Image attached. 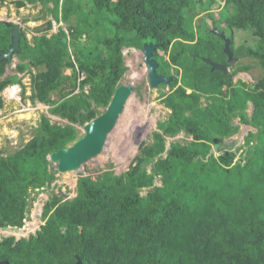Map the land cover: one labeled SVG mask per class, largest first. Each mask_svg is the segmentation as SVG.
Here are the masks:
<instances>
[{"label":"trees","instance_id":"16d2710c","mask_svg":"<svg viewBox=\"0 0 264 264\" xmlns=\"http://www.w3.org/2000/svg\"><path fill=\"white\" fill-rule=\"evenodd\" d=\"M7 4L42 9L23 18L17 74L5 76L0 63V111L7 112L3 91L18 84L23 104H43L67 123L41 112L28 142L13 153L0 146V229L24 227L34 195L54 188L49 157L107 109L129 70L125 49L158 44L157 71L173 80L161 85L172 112L128 170L81 176L69 199L51 193L35 234L0 236V261L75 264L77 254L84 264H264V0H0ZM47 15L43 27L26 25ZM13 27L0 23V51H8ZM215 29L230 39L235 61ZM238 32L251 40L238 42ZM253 69L261 72L255 84L234 81ZM237 118L256 131L209 157L239 132ZM182 133L192 141L176 140Z\"/></svg>","mask_w":264,"mask_h":264},{"label":"rangeland","instance_id":"374dc122","mask_svg":"<svg viewBox=\"0 0 264 264\" xmlns=\"http://www.w3.org/2000/svg\"><path fill=\"white\" fill-rule=\"evenodd\" d=\"M221 1V0H220ZM224 3L213 7V11L217 14ZM42 5L35 7L29 6L17 11L15 5L7 4L0 7V20L13 21L14 23L22 24L23 18L40 14ZM206 15L202 14L196 18V23L201 19H205ZM51 16L47 15L39 22H30L26 24L28 27H43ZM209 26L212 27V21L209 19ZM63 28L66 26L61 25ZM59 25L54 23V32L58 31ZM25 28V24H22ZM31 37V34L29 35ZM251 38L242 32L237 33V41L247 44ZM160 55L164 52L160 51ZM126 64L129 70L122 80V84L133 85L135 93L131 96L124 114L119 119L115 130L109 135L107 144L102 154L92 161L87 162L80 172L59 173L57 170L56 182L52 189L40 191L34 201L33 208L25 219V229L20 234L15 235L14 231H0V236H21L28 237L35 234L44 224L41 219L44 204L49 199L51 193H57L59 196L63 194L69 198L77 195V183L81 176L97 177L100 173L112 168L113 171L119 175L126 172L139 152L142 143H149L152 139L153 133L157 130L158 122L165 120L172 112L163 103L162 93L168 92V87L159 86L157 89H151L148 79V69L144 62V54L142 50L130 48L124 50ZM19 59L16 58L14 64L8 67L7 75H15L16 65ZM35 70L34 72H37ZM71 70H67L66 74H70ZM259 69H253L247 73H241L234 78V81L244 80L250 84H255L256 79L260 76ZM5 75V76H7ZM22 76V74H20ZM19 78V76H17ZM12 77L18 83V78ZM24 83L27 86V94L32 92V80L27 74L24 77ZM22 98V97H21ZM29 109L23 111L24 109ZM45 112L51 118L53 123L66 124V120L53 116L48 112V107L43 104L33 105L30 102L23 104L19 97L11 100L7 105V112H0V146L7 148L10 153L21 147L23 143L28 142L33 135L34 127H37L40 118V113ZM250 112V110H249ZM235 124L240 125L236 141L233 148H238L244 145L246 138L250 132L256 131L252 126L240 123L239 118L235 120ZM33 126V129H32ZM81 132L83 128L78 127ZM176 140L181 142L192 141V137L186 136L184 133L176 137ZM169 141H171L169 139ZM231 149V150H232ZM240 159V155L237 156ZM247 162L248 159L244 158ZM55 166V165H53ZM55 168H57L55 166ZM19 238V237H18Z\"/></svg>","mask_w":264,"mask_h":264},{"label":"water","instance_id":"95a60500","mask_svg":"<svg viewBox=\"0 0 264 264\" xmlns=\"http://www.w3.org/2000/svg\"><path fill=\"white\" fill-rule=\"evenodd\" d=\"M0 23H4L8 27L14 25L8 51H0V63L5 62L6 65L10 67L14 64L17 56L22 53V24L7 20H0ZM214 33L220 35L225 40L224 51L228 56L229 62L235 61L236 59L230 48V39L216 29ZM63 41L66 43L67 39ZM158 49L159 45L154 43H145L142 49L144 62L148 69V79L151 89H157L161 85L169 86L173 80L172 76H163L157 71L160 64L154 58V55ZM205 61L210 64L213 71L222 70L224 72H229L227 66L213 62L211 59H205ZM252 88L254 89L255 86ZM134 93L135 87L133 85L122 84L118 87L107 109L101 115L83 126V131L77 138L67 143L63 148L54 152L49 157V160L57 167L59 173L80 172L87 162L94 160L103 153L109 135L115 130L119 119L124 114L127 104ZM252 110L253 105L250 104V111ZM236 135L216 143L211 149L209 157L212 155L220 156L222 153L231 150L237 139ZM0 231L10 232V229H0ZM14 232L18 235L21 230L16 229ZM0 264L11 263L9 261H2ZM77 264H83V262L78 258Z\"/></svg>","mask_w":264,"mask_h":264},{"label":"built area","instance_id":"2783aa9c","mask_svg":"<svg viewBox=\"0 0 264 264\" xmlns=\"http://www.w3.org/2000/svg\"><path fill=\"white\" fill-rule=\"evenodd\" d=\"M4 91H5V93L7 94L8 97H10L12 99L19 97L20 100H22L21 97H22L23 89H22V87L20 85L13 84V85L9 86L8 88H6ZM27 110H29V109L25 108L23 111H27Z\"/></svg>","mask_w":264,"mask_h":264},{"label":"crops","instance_id":"0c3cea01","mask_svg":"<svg viewBox=\"0 0 264 264\" xmlns=\"http://www.w3.org/2000/svg\"><path fill=\"white\" fill-rule=\"evenodd\" d=\"M7 75V74H6ZM8 76V75H7ZM21 76V75H20ZM3 98H4V100H5V102H6V105H9V103L11 102V100H12V98H10V97H8L7 96V94L5 93V91H3ZM1 113H2V115H3V111H0ZM251 112V111H250ZM238 134V133H237Z\"/></svg>","mask_w":264,"mask_h":264},{"label":"flooded vegetation","instance_id":"af4514ba","mask_svg":"<svg viewBox=\"0 0 264 264\" xmlns=\"http://www.w3.org/2000/svg\"><path fill=\"white\" fill-rule=\"evenodd\" d=\"M24 229H25V225H24V227H22L21 229H19V230H21L22 232L24 231ZM17 235V234H16ZM11 236H13V235H11ZM16 237V236H15ZM19 237V238H18ZM18 237H16L18 240L19 239H21V238H29L30 236H28V237H22L21 236V238H20V236H18ZM74 257H75V259H76V262H75V264H77V261H78V258L80 259V257L77 255V254H75L74 255ZM81 260V259H80ZM82 261V260H81ZM0 262H2V261H0ZM84 264V263H83Z\"/></svg>","mask_w":264,"mask_h":264},{"label":"clouds","instance_id":"9594fccd","mask_svg":"<svg viewBox=\"0 0 264 264\" xmlns=\"http://www.w3.org/2000/svg\"><path fill=\"white\" fill-rule=\"evenodd\" d=\"M29 215H27V218H28ZM16 230V229H15ZM15 230H10V231H15ZM11 236V235H10Z\"/></svg>","mask_w":264,"mask_h":264},{"label":"bare ground","instance_id":"6f19581e","mask_svg":"<svg viewBox=\"0 0 264 264\" xmlns=\"http://www.w3.org/2000/svg\"><path fill=\"white\" fill-rule=\"evenodd\" d=\"M217 156V155H216Z\"/></svg>","mask_w":264,"mask_h":264}]
</instances>
